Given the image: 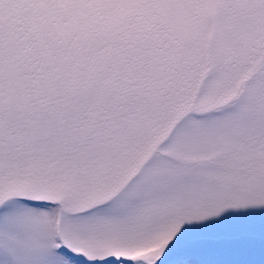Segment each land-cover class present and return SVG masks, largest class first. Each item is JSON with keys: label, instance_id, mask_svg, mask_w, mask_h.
I'll return each instance as SVG.
<instances>
[{"label": "snow or ice", "instance_id": "obj_1", "mask_svg": "<svg viewBox=\"0 0 264 264\" xmlns=\"http://www.w3.org/2000/svg\"><path fill=\"white\" fill-rule=\"evenodd\" d=\"M0 264H264V0H0Z\"/></svg>", "mask_w": 264, "mask_h": 264}]
</instances>
